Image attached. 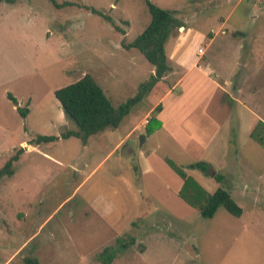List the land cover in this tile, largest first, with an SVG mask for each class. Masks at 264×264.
<instances>
[{"label":"rangeland","instance_id":"rangeland-1","mask_svg":"<svg viewBox=\"0 0 264 264\" xmlns=\"http://www.w3.org/2000/svg\"><path fill=\"white\" fill-rule=\"evenodd\" d=\"M56 1L74 5L0 2V169L25 148L15 174L0 181V264H25L27 257L41 264H103L100 253L130 237L135 243L110 264H264V146L251 138L248 111L264 121V0H152L176 11L184 25L166 45L172 71L117 129L87 144L62 138L78 128L55 91L90 74L115 107L135 97L154 67L126 45L143 33L151 14L144 0ZM237 52L241 62L232 71ZM212 58L210 68L222 79L236 73L225 85L230 95L218 94L193 71L182 83L187 95L176 103L204 108L213 92V108L220 97L236 95L247 109L234 108L218 127L197 121V135L182 123L174 137L161 128L148 133L157 107L174 103L164 102L167 94L182 93L184 67L201 69ZM39 136L60 139L37 143ZM167 159L206 194L228 190L242 216L221 207L203 218V203L191 206L179 194L184 180ZM200 161L212 166L209 174L188 168Z\"/></svg>","mask_w":264,"mask_h":264},{"label":"trees","instance_id":"trees-1","mask_svg":"<svg viewBox=\"0 0 264 264\" xmlns=\"http://www.w3.org/2000/svg\"><path fill=\"white\" fill-rule=\"evenodd\" d=\"M13 4L17 0H0V2ZM57 8L72 6L70 2L58 4L56 0H50ZM151 21L146 29L132 43L127 44L128 49H137L141 54L153 65L154 73L150 76L147 82H144L139 87L138 94L115 107L104 89L97 83L95 78L86 74L81 79L70 83L55 91V96L63 107L66 116L71 119L77 126L78 131H70L64 133L62 138L77 137L84 144H87L89 138L98 135L107 130L117 129L123 119L130 114L132 108L142 101L145 96L153 90L156 84L162 81L171 71L172 67L169 64V59L166 52V45L173 37L177 30L184 27L179 19L177 12L166 10L152 0H144ZM92 13L97 14L104 19L112 22L111 18L106 16L102 11L96 8H89ZM12 97V96H11ZM12 99H14L12 97ZM15 100V99H14ZM16 102V100H15ZM162 106L157 107L160 112ZM22 116L26 117L29 110L20 109ZM154 121L153 128L150 129ZM162 126L161 121L156 117L149 120L146 129L148 133L159 130ZM251 138L258 144L264 146V122L259 121L254 130L251 132ZM60 139L58 136H39L35 142L49 143ZM25 148H22L13 155L9 161L0 169V181L5 177H12L15 174V163H17ZM171 168L178 173L184 180V185L180 190L181 197L190 203L191 206L199 207L198 202L201 201L200 213L205 219H211L215 216L219 208L224 207L229 213L236 217H241L243 209L234 200L231 193L223 187L218 188L213 194L207 192L201 185L192 177H189L184 170L178 167L175 163L167 159ZM189 169L200 170L205 174H209L212 166L205 161L191 163ZM223 177H218L221 182ZM191 189V190H190ZM190 192L192 193H189ZM135 238L130 237L127 240L118 239L116 247H106L99 255L103 264H110L117 253L128 249L135 243ZM25 264H41L38 259L27 257L24 260Z\"/></svg>","mask_w":264,"mask_h":264},{"label":"crops","instance_id":"crops-1","mask_svg":"<svg viewBox=\"0 0 264 264\" xmlns=\"http://www.w3.org/2000/svg\"><path fill=\"white\" fill-rule=\"evenodd\" d=\"M217 38H218V36L216 35V36L212 37L211 41L214 42V41L217 40ZM220 43L224 44L222 41H219V46L220 47L222 45ZM227 43H229V42H227ZM219 51H220V49H219ZM239 51H240V49H239ZM240 57L241 56L239 55V52H237V56H236V58L234 60L235 66H234V68H233L232 71H234V69L238 66V64H240V62H241ZM182 61H183V59H182ZM207 62L208 63L206 64V66L204 68H201V69H196V68L186 69L184 67L186 73H184V77L181 80V82L179 83V86L182 88V93L180 95H175V96L172 93H169V94H167L168 95V98L164 100V102H165L168 99L172 98V99H174L173 100L174 103L173 104H167L166 103L165 106H163V108L159 112L157 119L159 121H161V123H162L161 129H166L169 132V134H171L173 137L175 136V131L174 130L177 129L179 131V124H181V123L183 124V126L185 128H189V130H190V132L192 134L197 135L196 130L198 128L195 125L197 121H199V120H206V121L210 122L212 126H217V125L220 126L222 124V121H223V124H225L230 119H232V117H233L232 114H235L236 113V112L234 113V108H237V110H238V107H239V109H240V107H242L244 109H247V107H248L247 106L248 104L238 102L237 98H235L236 97V95H235V97H230V99L228 101H222L221 100V97L219 96L220 97L219 98V106H216L217 108H213V101H214L213 92H211L210 93V96H209V100H210V101L208 100L209 105L208 106L206 105L207 107H204V108H200L199 106H190L189 107V106H185V105L177 104L176 103L178 101L176 99H178V98L181 99L182 97H184V96L187 95V92L184 93L185 91L183 89L182 83L186 79H188V77H191L193 71H196V72L200 73L201 77H203L205 80H208L210 83H212L215 86L214 87L215 88L214 90L218 94L221 92L222 95L224 93L225 94L227 93V94L230 95V93L228 91V88L226 87L227 86L226 83L229 81V78H230V76L233 73H230L229 78L222 79L218 75V72L217 71H215V70H213V69L210 68V66L213 64V58L210 59V60H208ZM214 73H216V75H214ZM235 74L236 73H234L232 75V77ZM230 101L232 102V104H230ZM179 103H181V101H179ZM187 109H189V110H187ZM214 109H220V110L214 112ZM199 110H200V114H198L199 113ZM248 111L254 117V118L251 119V122H252L251 123V126H252V129H253L256 126V124L259 121H261V118H258L255 115V112L253 110L251 111V110L248 109ZM218 112L220 114H222V116H218L217 117V113ZM148 122H149V120H148ZM199 136L201 137L200 134H199ZM195 138H197V137H195ZM200 142H201V139H200ZM116 147H119V146H116ZM146 170L149 171L150 170V167L147 166ZM183 185L184 184H182V182H181L180 187L183 186ZM180 190L181 189H179V193H180Z\"/></svg>","mask_w":264,"mask_h":264},{"label":"water","instance_id":"water-1","mask_svg":"<svg viewBox=\"0 0 264 264\" xmlns=\"http://www.w3.org/2000/svg\"><path fill=\"white\" fill-rule=\"evenodd\" d=\"M180 29H184V27H181ZM145 141V136H143L140 140V143L142 144Z\"/></svg>","mask_w":264,"mask_h":264}]
</instances>
